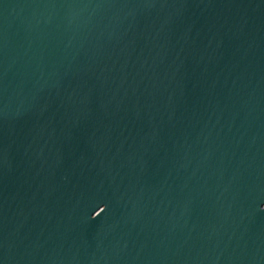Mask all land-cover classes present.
<instances>
[{"label": "water", "instance_id": "obj_1", "mask_svg": "<svg viewBox=\"0 0 264 264\" xmlns=\"http://www.w3.org/2000/svg\"><path fill=\"white\" fill-rule=\"evenodd\" d=\"M0 264H264V0H0Z\"/></svg>", "mask_w": 264, "mask_h": 264}]
</instances>
